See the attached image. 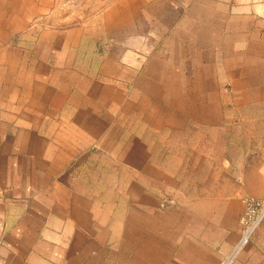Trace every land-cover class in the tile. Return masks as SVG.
Listing matches in <instances>:
<instances>
[{
    "label": "crops",
    "instance_id": "1",
    "mask_svg": "<svg viewBox=\"0 0 264 264\" xmlns=\"http://www.w3.org/2000/svg\"><path fill=\"white\" fill-rule=\"evenodd\" d=\"M51 15L0 0V264H220L264 196V133L233 163L236 114L264 120V0ZM249 243L232 264H264Z\"/></svg>",
    "mask_w": 264,
    "mask_h": 264
},
{
    "label": "rangeland",
    "instance_id": "2",
    "mask_svg": "<svg viewBox=\"0 0 264 264\" xmlns=\"http://www.w3.org/2000/svg\"><path fill=\"white\" fill-rule=\"evenodd\" d=\"M111 1L112 0H53V15H51L50 21H54L55 23L62 25H69L77 22H94L101 10ZM263 123L264 120H260L258 113L248 115L246 113L239 112L236 114L235 130L233 131V138L235 142L234 164L239 165L243 162L241 157L244 156V149L246 153H249L248 157L257 155L260 148L259 141L261 139V133L262 135L264 133L263 127L261 128V124ZM160 147L166 150V152L170 149V146L160 145ZM171 148L172 159L175 160L177 165L179 164V160L174 159V155L180 156L181 151L185 158H194V155L191 156L185 151L188 148L187 145H176L171 146ZM204 163L203 167L207 170L209 166L206 164L210 162ZM189 164L193 167V161H185V166H183L185 167V170L188 169ZM184 179L189 180V178ZM249 245H251V248L256 249L264 257V220L256 229Z\"/></svg>",
    "mask_w": 264,
    "mask_h": 264
},
{
    "label": "built area",
    "instance_id": "3",
    "mask_svg": "<svg viewBox=\"0 0 264 264\" xmlns=\"http://www.w3.org/2000/svg\"><path fill=\"white\" fill-rule=\"evenodd\" d=\"M242 202L243 207L238 217V242L232 248L231 254L222 259L220 264H232L235 255L251 241L256 229L264 220V196H245Z\"/></svg>",
    "mask_w": 264,
    "mask_h": 264
}]
</instances>
